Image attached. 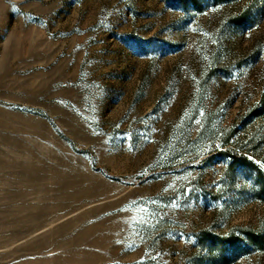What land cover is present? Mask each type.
<instances>
[{
	"label": "rangeland",
	"instance_id": "obj_1",
	"mask_svg": "<svg viewBox=\"0 0 264 264\" xmlns=\"http://www.w3.org/2000/svg\"><path fill=\"white\" fill-rule=\"evenodd\" d=\"M0 264H264V0H0Z\"/></svg>",
	"mask_w": 264,
	"mask_h": 264
}]
</instances>
